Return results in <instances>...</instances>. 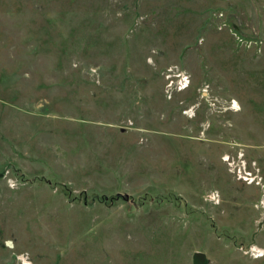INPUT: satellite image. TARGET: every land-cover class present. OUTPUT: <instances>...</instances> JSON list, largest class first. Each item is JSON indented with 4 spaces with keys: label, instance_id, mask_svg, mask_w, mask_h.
<instances>
[{
    "label": "rangeland",
    "instance_id": "374dc122",
    "mask_svg": "<svg viewBox=\"0 0 264 264\" xmlns=\"http://www.w3.org/2000/svg\"><path fill=\"white\" fill-rule=\"evenodd\" d=\"M195 251L264 264V0H0V264Z\"/></svg>",
    "mask_w": 264,
    "mask_h": 264
},
{
    "label": "built area",
    "instance_id": "2783aa9c",
    "mask_svg": "<svg viewBox=\"0 0 264 264\" xmlns=\"http://www.w3.org/2000/svg\"><path fill=\"white\" fill-rule=\"evenodd\" d=\"M171 69V68H170ZM174 81H171L170 83H173ZM177 88L178 89H183L185 87L188 86L189 84V81L186 77H182V78H179V80L177 81ZM235 104L234 101H232V106ZM243 178H245L246 181L248 182H252L253 179L250 180V177H248L247 175L246 176H242ZM250 180V181H249ZM250 252L251 254L254 256V257H260L263 255V252L260 250V248H258L257 246H251L250 247Z\"/></svg>",
    "mask_w": 264,
    "mask_h": 264
},
{
    "label": "water",
    "instance_id": "95a60500",
    "mask_svg": "<svg viewBox=\"0 0 264 264\" xmlns=\"http://www.w3.org/2000/svg\"><path fill=\"white\" fill-rule=\"evenodd\" d=\"M192 264H208L206 254L202 251H195L192 254Z\"/></svg>",
    "mask_w": 264,
    "mask_h": 264
},
{
    "label": "trees",
    "instance_id": "16d2710c",
    "mask_svg": "<svg viewBox=\"0 0 264 264\" xmlns=\"http://www.w3.org/2000/svg\"><path fill=\"white\" fill-rule=\"evenodd\" d=\"M115 199V196L112 197V198H106V197H102L100 198L101 201H104V202H113V200Z\"/></svg>",
    "mask_w": 264,
    "mask_h": 264
}]
</instances>
